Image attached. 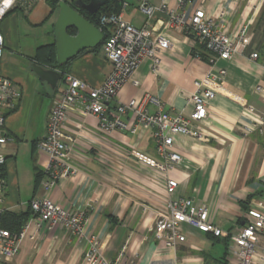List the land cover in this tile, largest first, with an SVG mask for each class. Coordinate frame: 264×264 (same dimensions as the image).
Instances as JSON below:
<instances>
[{"label":"crops","instance_id":"crops-1","mask_svg":"<svg viewBox=\"0 0 264 264\" xmlns=\"http://www.w3.org/2000/svg\"><path fill=\"white\" fill-rule=\"evenodd\" d=\"M118 0L117 12L123 20L141 26L145 15L140 2L158 6L163 1L177 8L176 0ZM186 15L202 7L227 34L250 20V39L243 54L220 60L213 71L225 69L215 96L208 101L207 116L199 123L202 138L177 134L173 150L181 161L169 170L178 182L174 197H190L204 204L214 225L235 231L252 201L264 198V0H184ZM59 7L48 0H17L0 21L3 53L2 74L15 83L21 96L14 110L7 113L5 128L11 140L4 147L5 164L1 174L6 181V211L25 212L34 197H48L69 210H82L88 219L84 234L98 238L105 257L118 264H227L225 236L215 237L189 225L183 226L184 243L170 248L156 240L153 221L163 211L167 195L164 181L152 167L157 159L153 129L139 127L136 133L116 129L103 132L97 117L82 116L78 107L67 112L64 132L75 137L81 158L73 163L80 172L60 179L46 190L40 186L47 157L35 149V142L46 132V118L54 98L64 88L67 73L91 86L99 85L111 65L102 54V44L83 51L63 67V75L52 89L30 70L36 49L54 44V24ZM162 12L154 14L152 24L166 33L170 45L160 55L153 72L148 60L142 61L117 92L119 102L157 97L160 110L187 115V97L194 81L204 77L210 64L194 55L195 46L182 27L164 29ZM56 50V49H55ZM258 53L253 60L249 54ZM251 107V110H249ZM149 112L158 105L148 103ZM127 124L130 112L121 116ZM257 121L255 123L254 121ZM245 127L250 130L245 132ZM37 173L41 177L37 179ZM29 226L19 250L11 259L0 257V264H86L83 252L87 242L60 226L44 223L36 229V217L29 211ZM264 244V230L259 238ZM123 247L125 249L123 250Z\"/></svg>","mask_w":264,"mask_h":264},{"label":"built area","instance_id":"built-area-1","mask_svg":"<svg viewBox=\"0 0 264 264\" xmlns=\"http://www.w3.org/2000/svg\"><path fill=\"white\" fill-rule=\"evenodd\" d=\"M16 1L0 0V21ZM119 1L122 7L126 6L124 0ZM261 1L256 0L255 6ZM184 2L176 0L177 8L168 7L166 1L158 6L140 2L138 8L145 15V20L138 27L123 20L120 11L99 15L97 28L102 33V54L111 65L110 72L97 86H91L69 73L63 76L65 85L50 105L45 135L35 142V149L47 157L40 186L49 190L60 179L73 177L80 172V168L73 163L74 157L81 158L74 147L76 139L63 130L70 109L78 107L80 115L97 117L99 127L105 133L123 129L134 134L139 127H150L153 129L157 155L152 167L162 177L167 195L163 211L158 213L151 226L153 237L167 247L176 248L185 242L183 226L189 225L200 232L227 238V264H264V244L259 243L264 230V198L250 203L235 231H224L213 224L204 204L197 203L190 197L173 196L178 182L170 178L168 172L181 161V155L173 150L174 136L182 134L197 139L203 137L199 131V123L207 116L208 101L215 96L219 87L216 82L225 74V69L218 68L213 71V68L220 60H229L233 55L243 54L251 35L250 20L240 24L233 33L227 34L202 7H197L186 15L182 9ZM156 12H162L166 16L159 21L164 29L182 27L194 45H198L195 46L194 55L210 64L207 74L194 81L195 89L187 97V105L190 107L187 115L160 110V100L150 94L127 102L117 100L118 90L129 80L139 64L148 60L151 70L156 72L161 62L160 54L170 45L166 33L152 24ZM3 43L0 32V57ZM249 56L255 60L258 53L252 52ZM262 63L264 66V59ZM20 96L19 85L4 76L0 70V257L4 259H11L17 254L29 226L27 220L20 231L12 232L1 224V217L6 211L3 205L6 181L1 174V168L6 161L3 149L11 140L5 128V118L8 112L15 109ZM148 103L158 105L159 110L149 112L146 108ZM128 112L134 118L132 124L121 119ZM254 122L257 123L256 120ZM249 130L245 127V132ZM28 205L36 217V229H40L44 223L60 226L87 242L88 246L83 252L86 264L119 263L120 256L114 260L108 259L103 255L100 240L84 234L83 225L88 219L84 211L66 209L48 197L34 196Z\"/></svg>","mask_w":264,"mask_h":264},{"label":"water","instance_id":"water-1","mask_svg":"<svg viewBox=\"0 0 264 264\" xmlns=\"http://www.w3.org/2000/svg\"><path fill=\"white\" fill-rule=\"evenodd\" d=\"M108 0H75L67 3L58 2V15L54 24L55 49L57 63L63 65L83 51H90L102 41V33L96 25L88 21L81 13L84 9L95 13ZM30 70L42 82L52 89L62 77V71L44 67L35 61L30 63Z\"/></svg>","mask_w":264,"mask_h":264},{"label":"trees","instance_id":"trees-1","mask_svg":"<svg viewBox=\"0 0 264 264\" xmlns=\"http://www.w3.org/2000/svg\"><path fill=\"white\" fill-rule=\"evenodd\" d=\"M61 0H48L49 4L54 8L58 2ZM67 3H72L75 0H63ZM85 1V0H84ZM120 5H118V0H108L103 4L95 13H89L84 9H80L79 12L83 15L88 21L98 26V17L102 13L117 12ZM102 44V41L100 42ZM194 53V52H193ZM195 54V53H194ZM33 60L44 67L49 68H61L63 65L57 63V56L54 44H45L41 45L36 49V52L33 56ZM63 74V73H62ZM37 179L41 177V173H37ZM29 210L25 212H11L5 211L1 217V224L3 227L9 229L12 232H18L25 224L29 216Z\"/></svg>","mask_w":264,"mask_h":264}]
</instances>
